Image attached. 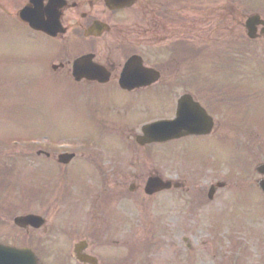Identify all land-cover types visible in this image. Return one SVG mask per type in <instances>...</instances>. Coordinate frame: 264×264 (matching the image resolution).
Instances as JSON below:
<instances>
[{
    "label": "rangeland",
    "instance_id": "obj_1",
    "mask_svg": "<svg viewBox=\"0 0 264 264\" xmlns=\"http://www.w3.org/2000/svg\"><path fill=\"white\" fill-rule=\"evenodd\" d=\"M9 2L10 0H0V13L3 11L7 12L10 7L19 9L23 5L21 3L15 7L16 5L12 6ZM261 7H263L262 10L264 11V0H235L237 15L233 28L234 33L231 34V32L226 30L227 27H222L227 21L218 18L216 14L210 15L207 6H203L204 24L201 25V27L203 26L202 43L204 44V52L206 53L207 50H210L212 56L209 57L205 54L203 58L201 57L197 60L202 63V67H200L204 69L202 70V76L200 75V78L201 82L206 85L208 91L211 89L213 93H218V100L216 101L218 107L221 108L224 113L230 114L228 117L229 120L223 117L220 118V128L212 138L202 141L204 144L212 142L214 144H212V148L204 147L202 150L199 149L195 152L200 158L215 160V162L211 161L213 163L208 167H202L203 165L197 166V164L200 163L208 164L207 161L201 162L197 159L193 162L191 159V163L187 162L181 169L177 168L173 162L167 159L168 155L163 151L167 149L166 147L149 148V156L141 153L142 148H140L138 152V148L135 150L130 149V151L127 150L129 154H126V157L123 158L125 152H123L122 149L119 151V148L123 147L122 140L115 136L101 138V140L95 137V135H97L95 132L97 131L88 121L89 116L86 109L77 107L76 105H69L67 98H63L60 94L63 91H60L59 94H52L49 92L48 99L50 101H57L54 106L46 102H41L42 105L37 108L38 103L35 100L28 103H25V99L21 101V97L18 95L21 89L17 88L20 87V83H14L13 85H15V87L12 88L19 90L15 92V94L18 95L16 100L12 99V93L10 91L7 92L6 89L0 90L4 94L2 101L6 106V110L2 111L4 115H0V196H3L5 199V205H7L6 209H20L21 211L22 207H19L21 205H26L25 207L32 204L37 205L41 197L36 199L34 197L42 190L49 189L55 196L52 202L45 204L48 205L46 208L47 216L49 215L53 220L58 218L57 227L61 228L62 232L65 228L63 218L67 216L73 218L72 214H77L73 210L75 206L73 202L75 194L72 196L73 181L66 182L62 180L60 182V175L66 172V169L62 170L61 166L54 161L55 159L51 160L47 156L35 158L34 154L20 149L22 144L19 146L20 141L15 140L20 139L21 136H32L39 139L48 137L53 141H81L83 139H88L92 142L94 149L98 147L94 155L104 152L109 156L105 160H102V157L99 156V160L101 161H98L97 165L94 164L93 160L88 162L87 159L93 157L91 153L93 150L88 148L86 152L77 155L74 161L76 164L74 167L72 166L71 172L67 171L68 176L65 177L68 180L75 178L78 184V190L82 191V195L85 194L86 197L88 196L86 201L91 209L86 206V211L83 216L91 218L92 223L89 225V232H84L83 235L89 236L87 237L89 239L90 237L92 238V229L95 228V224L100 221L104 222L106 219V217H101V214H98L97 205L99 203L105 202L106 199H111L110 202L113 203L117 197L115 206L118 207V210L121 211L123 203H128L131 206V210H128L125 206L126 213L124 211H122V214L120 213L122 219L119 221V231H114L116 234H109L108 236L104 234L102 240L96 239L90 243L91 247H89V252L92 255L97 256L98 253L101 255L103 261L98 259L100 260L99 264H110V261L111 264H135L138 261L144 264L146 258H149V255L152 256L149 259H155L154 253H157V251L151 248H147V250L144 251V248H142V238H148V235H143V229L153 228V224L155 223L161 222V224H163L166 215L172 210L173 215L170 213L169 216L167 215V218L172 217L174 222H176L175 218L180 213H183V215L189 214L191 217H193L192 213H194L203 219V217L216 215L218 212L220 213L222 211L219 209L221 204L218 203L222 201L224 197L235 198V196H239L241 193L243 194L242 196L248 198L250 196H254L255 198L261 196L262 194L256 191V189L251 191L255 188L253 187L256 182L255 180L259 179L260 176L255 174L251 177L252 172L247 168V164H251L254 171L255 166L259 162L264 161V136L258 134L261 129H264V107L259 108L261 106V101L264 100V40L257 43H249L246 52L242 49L236 50L240 45L241 47L244 45L242 38H245V31L239 22V18L241 17L240 14H251L253 10L261 9ZM208 17L218 19H211L209 23H206ZM1 24L0 77H9L8 73H10V76H20L23 79L26 75L27 77L31 76L35 78V75L40 73L42 69H40L41 66H39V62L32 63V61L38 58L41 59L44 53L53 51L54 48L51 49L50 46L53 44L44 39L31 41L32 38H28V40L24 39L25 42L19 39V36L13 34L11 22L7 21ZM219 24H222V26L218 27ZM227 25L228 24H226V26ZM223 28H225V30H223ZM210 39L214 41V43H211V41H209ZM192 43H195L199 47H201L202 44L188 41L189 49L193 48ZM216 43L218 45H216ZM15 57L17 61L12 63V59ZM19 59L27 61L28 66L25 64L20 66ZM231 61H233V63H230ZM36 66L39 67L33 70V72L29 71ZM23 67L27 68V71H24L25 68ZM244 77H246V81L244 82L248 84L245 85L246 94L239 96L238 85L240 84L239 82H243L242 79ZM3 84L1 88L6 87V85ZM38 87H40V85ZM35 90L24 91L40 99V95ZM258 91H260L259 94H257ZM235 93L238 95H234ZM157 108L162 111L165 108V103ZM241 131L244 132V135L240 134ZM261 132L264 133V131ZM11 141L12 146L10 144ZM217 145L228 146H222L223 148H219L218 146L217 148ZM181 147L183 146L180 145L179 148ZM245 147H247V149H245ZM167 150L169 154V148ZM159 151L162 152L161 155H158ZM163 157L167 160H164ZM138 159L140 160L138 167L141 166L142 171L137 170V172H130L127 170L128 167H130L129 164L132 162H136L135 168L137 169ZM111 160H114L113 162L118 164L119 167H112ZM218 163L222 164L218 165ZM29 164L33 166L31 167ZM190 164L195 167H191ZM25 167H28L26 171L24 170ZM10 168L14 172L5 174V170ZM155 168L163 170L164 175L167 177L189 181L186 191L177 194L163 193L155 198L147 196L143 193L144 185L148 179V172H151ZM248 173L250 177L247 176ZM143 174H145V176ZM50 176L55 177V180ZM56 176L59 177L57 181ZM93 180L94 183L91 182ZM222 180H229L230 182H228L230 185L228 189L220 192L219 196L221 198L217 199L215 204L210 207H199L202 205V201L205 203L209 202L206 190L202 191V189H206L205 186L212 182ZM232 182L233 185L231 184ZM134 183L140 185L141 190L138 191L135 189V191H131V187ZM54 185L56 188H53ZM86 191L88 194L85 193ZM4 195L7 197L5 198ZM14 195L15 197H13ZM69 200H71L70 207L64 213L62 205L68 203ZM252 201L255 202L253 198ZM191 202H196L198 204L199 208L196 211L193 205H189ZM256 205L258 204L251 205L250 203L244 205L241 209V213L245 214L244 217L241 218L242 222H249L248 218L253 216L252 213H255V215L260 214L258 211L252 212V210L255 209L252 207ZM262 208H264V206ZM89 210L93 219L89 217ZM132 218H137V220H132ZM255 218H257L255 221V227L258 229L257 231L264 233V218H260V216ZM184 221L186 222V227H193L186 220V216ZM2 223H4V220L0 221V225ZM169 223H171L170 219L167 220L165 224ZM161 224H158V227H160ZM9 225H13L12 220L11 224L9 222ZM202 225L203 223L200 225V228ZM10 226L4 227V231L6 230L5 232L8 235L11 236L19 233L11 229L15 227ZM110 226L113 227L111 224ZM203 227L205 228L206 225H203ZM250 231L251 230L248 231L246 228L243 229V231L237 229L230 232L232 238H234L233 246L236 244V251H233L231 254L234 255L237 260L249 261L252 264H264V236L261 238V241L257 238L256 241L252 242L253 238L251 241L250 238L257 231L252 235H250ZM205 232L209 233V231ZM25 238V241L29 240L31 242L30 244L37 247L44 255H46V245H49L50 241L54 242L56 245L62 239V237L55 236V233L51 231H49L48 235L39 232L33 235L31 233L29 236H25ZM214 238L217 241V237ZM112 239H116L117 243L113 244V242L110 241ZM37 240H40V244ZM205 240L213 244L214 247L205 245L202 249L199 245H196L198 249L197 254L203 250L207 259L209 255L215 254L217 259H221V261L226 260L225 252L220 250L222 249L220 248L222 247V243L220 246H216L214 240L204 238V241ZM238 241L240 242L238 243ZM70 244L71 243L61 244L58 252V256L61 259H64L66 255L64 250L60 253L62 251L61 247L64 246L68 249ZM100 244L101 246H99ZM224 244L227 245V240H225ZM242 244L246 245V251L241 249ZM185 247L186 246H184V248ZM213 248L218 249L214 251ZM70 251H72L71 248L69 253ZM71 263L78 264L77 260H73V258L71 259Z\"/></svg>",
    "mask_w": 264,
    "mask_h": 264
},
{
    "label": "flooded vegetation",
    "instance_id": "obj_2",
    "mask_svg": "<svg viewBox=\"0 0 264 264\" xmlns=\"http://www.w3.org/2000/svg\"><path fill=\"white\" fill-rule=\"evenodd\" d=\"M62 1L64 6L59 10L63 29L61 33L57 36H49L35 31L41 37L51 41L53 44L51 49L54 48L53 51L44 53L42 59L38 58L35 61L39 62L40 69H42L35 75V78L32 77L30 85L32 87L40 85L35 90L40 95V99H35L38 103L37 108L42 105L41 102L54 106L57 101L48 99L49 92L59 94L63 91L60 94L63 98H67L69 105L86 109L89 116L88 121L97 131L95 132L97 138L115 136L122 140L121 149L125 152L123 158L129 154L130 149L138 148V152L140 148L154 147V145L145 147L139 145L138 139L142 135L141 126L157 120L173 119L179 100L184 95H191L194 102H200L211 115L213 114L201 94L204 85L200 77L204 69L201 68L202 63L197 61L205 54L212 56L210 50L204 52L202 43L203 6H207L210 15L216 14L218 18L225 19L228 25L219 24L218 27H227L226 30L233 34L236 21L235 0H138L130 8L117 10L110 9L104 0ZM47 3L48 1L45 5ZM218 18L208 17L206 23ZM26 26L27 24L20 26L21 32L25 31ZM21 37L26 39L27 33L23 32ZM188 41L202 44L199 47L192 43L193 48L189 49ZM209 41L214 43L211 39ZM86 56L89 67L96 68V70L92 72V75L77 82L73 78L74 64L78 59ZM132 58H137L136 66L141 73L126 78L125 80L131 83L127 84L124 81L123 84L124 68ZM25 65L27 66V63ZM24 71H27V68ZM26 80L25 76L24 81ZM207 100L212 101L210 97H207ZM164 103L165 108L160 111L161 109L157 107ZM97 149H91L93 157L87 159L88 162L93 160L96 165L98 161H101L99 156L102 160L109 157L104 152L94 155ZM42 152L36 156L44 157ZM45 155L51 160L55 159L57 163L60 159V154L54 156L55 153L48 152ZM75 158H77L76 155L71 164H58L63 170L70 171L76 164L74 163ZM113 161L111 160L112 167H119ZM139 161L138 159L137 169L135 168L136 162H132L128 163L130 167L127 170H141V166L138 167ZM132 188L141 190L138 184H134ZM184 189L186 185L183 188L173 187L166 192L176 193ZM19 211L20 209L6 211V206L0 201V216L3 215L5 220L0 225V231L10 226L11 221L7 219L11 216L13 219L16 218L17 215L19 216L17 213ZM97 211L103 217L107 213V203H99ZM89 217H91L90 212ZM182 217L183 214L180 213L175 218L176 222L172 217L166 218L165 220L170 219L171 223L165 224L164 222L160 227H158L159 223H155L153 228L143 229V235H148V238H142V248L144 251L147 248L157 251L154 253L155 259H149L152 257L149 255L144 264H252L249 261L237 262L236 257L231 254L236 251V248L233 246L234 238L226 229H221L218 234H215L217 237L215 244L220 246L222 243L220 250L225 252L226 260L217 259L215 254L209 255L207 259L203 250L197 254L196 245L202 249L205 245L211 247L214 245L207 240L204 241L205 234L200 233V229L186 227V222ZM91 223L90 218L80 217V230L88 233ZM50 229L52 233L61 230L57 227V223L52 224ZM106 229L107 219L95 224L92 235L101 237ZM24 230L29 232L31 229ZM92 238L90 237L91 242L94 240V237ZM211 240L216 241L215 238ZM225 240H227V245L224 244ZM81 242H86V239L79 238L75 244ZM63 243H66L64 238L57 244L58 249ZM217 249L213 248L214 251ZM40 261L41 264H45L44 259ZM49 261L52 264H72L71 261L61 259L56 253L54 260ZM46 264H48L47 261ZM135 264L141 263L138 261Z\"/></svg>",
    "mask_w": 264,
    "mask_h": 264
},
{
    "label": "water",
    "instance_id": "obj_3",
    "mask_svg": "<svg viewBox=\"0 0 264 264\" xmlns=\"http://www.w3.org/2000/svg\"><path fill=\"white\" fill-rule=\"evenodd\" d=\"M106 1L110 6H121L122 4L128 3L130 0H106ZM33 2H35L36 5H38V3L42 2V0H33ZM30 21H32V19ZM258 23H260V21L257 17L252 18L249 21L248 27L251 31V34L255 33L254 26L255 24H258ZM262 24L264 25V21H262ZM185 108H188V106H185ZM189 124L190 122L183 124V125L182 123H179L177 124L176 127H179L180 129L181 127H186ZM151 130L157 133H161L164 137L169 135L172 131L171 127H169V125L167 124H157L153 128H151ZM148 193H152V190H149ZM31 223L33 222L31 221ZM4 251H7V250H3L0 248V264H35V259L33 258V255L30 254L29 252L16 253V252H12L8 250V253H7Z\"/></svg>",
    "mask_w": 264,
    "mask_h": 264
}]
</instances>
